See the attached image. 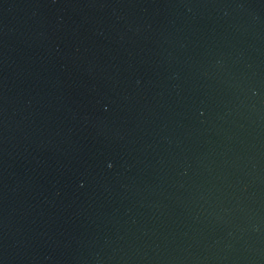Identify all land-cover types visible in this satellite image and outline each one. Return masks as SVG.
I'll return each mask as SVG.
<instances>
[{"label":"water","instance_id":"obj_1","mask_svg":"<svg viewBox=\"0 0 264 264\" xmlns=\"http://www.w3.org/2000/svg\"><path fill=\"white\" fill-rule=\"evenodd\" d=\"M0 264H264V0H0Z\"/></svg>","mask_w":264,"mask_h":264}]
</instances>
